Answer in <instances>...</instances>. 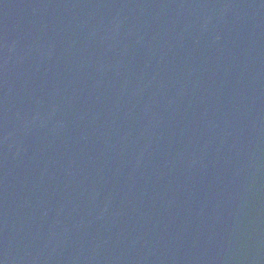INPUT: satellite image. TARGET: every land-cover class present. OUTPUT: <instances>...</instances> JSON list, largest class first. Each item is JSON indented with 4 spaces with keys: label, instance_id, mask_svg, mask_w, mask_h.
<instances>
[{
    "label": "water",
    "instance_id": "water-1",
    "mask_svg": "<svg viewBox=\"0 0 264 264\" xmlns=\"http://www.w3.org/2000/svg\"><path fill=\"white\" fill-rule=\"evenodd\" d=\"M0 203L16 264H264V0H0Z\"/></svg>",
    "mask_w": 264,
    "mask_h": 264
}]
</instances>
